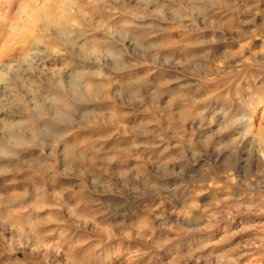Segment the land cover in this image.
<instances>
[{"label": "rangeland", "instance_id": "rangeland-1", "mask_svg": "<svg viewBox=\"0 0 264 264\" xmlns=\"http://www.w3.org/2000/svg\"><path fill=\"white\" fill-rule=\"evenodd\" d=\"M0 5V264H264V0Z\"/></svg>", "mask_w": 264, "mask_h": 264}, {"label": "bare ground", "instance_id": "bare-ground-1", "mask_svg": "<svg viewBox=\"0 0 264 264\" xmlns=\"http://www.w3.org/2000/svg\"><path fill=\"white\" fill-rule=\"evenodd\" d=\"M4 2V1H3ZM0 7H1V5H0ZM2 7H4L3 5H2ZM63 32V31H62ZM66 34H67V32H65ZM68 33H69V30H68ZM66 34H65V36H66ZM64 36V35H63ZM68 36V35H67ZM67 39H66V41L69 43V44H71L72 43V37H66ZM62 40H63V38H62ZM5 49V50H4ZM3 50H4V52H3ZM2 55L1 56H3V58H6V56L7 55H9V51H8V47H6L5 45L3 46V48H2ZM257 85V84H256ZM253 87V86H252ZM253 90V89H252ZM257 90V89H256ZM254 92V91H253ZM251 94H252V92H251ZM252 99H250L249 98V96H248V100H246V102H244V103H246L247 105L248 104H251L252 102ZM241 105V104H240ZM251 106V105H250ZM248 107V106H247ZM245 108H246V106H245ZM242 109H243V107H242ZM249 111H240L239 113L237 112V114H234V115H232L233 116V119H234V121H242V120H247V119H250V116L247 114ZM222 117V116H221ZM246 133H252V131H251V126H249L247 129H246ZM249 142V141H248ZM248 143H246V145H247ZM249 149H250V147H248L247 148V150L246 151H249Z\"/></svg>", "mask_w": 264, "mask_h": 264}]
</instances>
